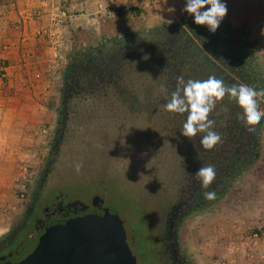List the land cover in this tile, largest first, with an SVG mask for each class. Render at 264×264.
Segmentation results:
<instances>
[{
    "label": "rangeland",
    "instance_id": "1",
    "mask_svg": "<svg viewBox=\"0 0 264 264\" xmlns=\"http://www.w3.org/2000/svg\"><path fill=\"white\" fill-rule=\"evenodd\" d=\"M102 2L93 5L90 1L66 14L58 32L53 33L58 42L45 48H51V59L57 60L48 67L49 72L48 68L43 71L50 82L45 120L37 123L34 115L29 118V112H21L19 127L0 126V134L6 131L9 137L16 130L20 139L12 145L0 142L4 163L15 168L13 173L1 169L2 177H10V181L0 193V236L28 206L58 140L36 210L50 206L57 196L82 203L98 197L111 211L110 217L121 223L135 264H170L163 251L166 214L189 196L193 155L186 149L188 138L181 135L184 121L163 107L173 92H160L162 85L166 87L160 81L165 73L150 62L149 55L132 57L119 73L120 79L95 85L91 92L85 90L67 104L69 118L63 127L61 85L66 68L79 51L99 41L159 31L169 25L185 30L187 44L196 46L201 55L216 62L228 60L230 56L218 55L216 39L226 23L231 25L226 28L228 37L220 42L229 50L251 45L250 57L264 66V0H222L227 15L214 33L197 26L182 11L184 0ZM131 4L142 10L140 16L124 15L123 9ZM170 8L174 11L169 12ZM243 24L248 30H239ZM3 108L0 103V125ZM259 137L256 157L216 200L195 211L184 208L187 214L179 224L177 239L180 254L191 264H264V122ZM78 163L82 164L79 172Z\"/></svg>",
    "mask_w": 264,
    "mask_h": 264
},
{
    "label": "flooded vegetation",
    "instance_id": "2",
    "mask_svg": "<svg viewBox=\"0 0 264 264\" xmlns=\"http://www.w3.org/2000/svg\"><path fill=\"white\" fill-rule=\"evenodd\" d=\"M225 37L226 33L223 31H221L219 37H216L217 42H219L218 55L225 47L224 43L220 42L221 40L225 41ZM210 38L211 36L207 37L206 41H210ZM215 53H212V56ZM199 54L196 46L187 44L185 30L175 25H169L159 31L150 33H127L115 36L111 40L99 41L86 49H82L75 55L74 61L69 62L61 85L64 98L62 102V126L65 127L69 118L66 106L70 101L79 98L85 90L91 92L95 85L111 84L112 81L120 79L119 73L122 71L124 64H127L132 57L140 59L149 55L150 62L157 66L161 74L165 73L169 80L173 75L181 73L185 65H189L188 71L192 74L196 72L197 75L195 76L198 80H204L211 75H215L218 79L223 80L226 86H230L229 71L222 68L223 66L217 65L216 61H213L214 59L212 60L207 56L204 57L213 64L215 62V66L210 69L201 67L195 62V58L197 59ZM215 59L219 60L217 56ZM184 74L186 73L184 72ZM190 77L189 74L186 76V78ZM261 108H264V104L261 105ZM213 113L210 115V119H214L213 117L216 115L219 117L217 109ZM222 114L224 116L220 115L219 119H214L215 123L225 124L228 120L227 117H235L231 121L236 126L237 131L235 134H237L238 139L231 138L229 141L233 143L227 149L225 148V143L228 141L227 137L225 139L221 138V142L218 143L220 147L217 150L215 148L214 155H210L208 150H204V148L201 151L194 149V152L191 153L193 159L190 165L189 196L187 199L178 202L177 205L172 206L166 214V229L163 232V251L165 253H163L167 255L170 264H191L188 259L180 254L178 247L177 229L181 220L187 214L183 211L184 208L187 211H195L216 200L229 187L233 178L256 157V149L260 140L259 133L264 119L253 126H247L238 119L239 114L235 115L231 112ZM190 144H192V140ZM247 158L248 161L246 162ZM49 165L50 162H47V167L40 173L38 188L33 193L34 195L26 209L9 231L0 236V264H18L23 261L33 252L48 227L82 219L86 216L100 217L111 213L109 209L104 207L103 201L98 197H92L90 202L82 203L78 200L64 201L61 196H57L50 206L36 210L37 198L40 196L42 183L49 175ZM207 165L215 166L216 179L208 188H205L194 174L201 166ZM220 166L226 168V170L219 168ZM228 167L230 168L228 169ZM207 191L215 192V198L205 199L204 193Z\"/></svg>",
    "mask_w": 264,
    "mask_h": 264
},
{
    "label": "crops",
    "instance_id": "3",
    "mask_svg": "<svg viewBox=\"0 0 264 264\" xmlns=\"http://www.w3.org/2000/svg\"><path fill=\"white\" fill-rule=\"evenodd\" d=\"M90 1L93 5L103 3V0H9L6 4H0V103L5 111L1 127H19L21 112H29V118L30 114L34 115L37 123L45 120L46 96L49 94L46 89H49L50 82L46 80L49 77L43 71L46 72L57 61L51 59V48H45L52 46L53 41L58 42L53 33L58 32L66 14L82 8L84 4L88 5ZM104 1L110 4L120 0ZM81 15L84 16V13ZM49 70L48 68L47 71ZM32 121L33 119L30 120ZM15 132L17 131L13 130L9 137L6 131L0 134V142L9 145L19 143V136L16 138ZM4 162L5 158L0 155V177L4 169H9L12 173L15 169ZM2 178L0 193L10 181V177Z\"/></svg>",
    "mask_w": 264,
    "mask_h": 264
},
{
    "label": "clouds",
    "instance_id": "4",
    "mask_svg": "<svg viewBox=\"0 0 264 264\" xmlns=\"http://www.w3.org/2000/svg\"><path fill=\"white\" fill-rule=\"evenodd\" d=\"M184 13L193 17L197 26H206L214 33L227 15V6L222 0H184ZM173 12L174 9H168ZM171 23V21H168ZM161 94H167L168 88L160 87ZM171 98L163 105L169 113L184 115L181 135L193 139L200 133H205L200 138V145L204 149H212L221 142V135L214 130L215 120L210 115L216 110L217 104L227 96L234 101L241 110L238 119L247 126H253L264 119V90H256L254 87L240 83L239 85L226 86L224 81L215 75L204 80H184L176 78V89L171 92ZM186 114V115H185ZM79 172L82 164L75 165ZM202 182L203 187L208 188L216 179V170L212 165L201 166L194 174ZM216 193L207 191L205 199L215 198Z\"/></svg>",
    "mask_w": 264,
    "mask_h": 264
},
{
    "label": "water",
    "instance_id": "5",
    "mask_svg": "<svg viewBox=\"0 0 264 264\" xmlns=\"http://www.w3.org/2000/svg\"><path fill=\"white\" fill-rule=\"evenodd\" d=\"M58 143L50 152V164ZM107 215L48 227L33 252L18 264H135L121 223Z\"/></svg>",
    "mask_w": 264,
    "mask_h": 264
},
{
    "label": "trees",
    "instance_id": "6",
    "mask_svg": "<svg viewBox=\"0 0 264 264\" xmlns=\"http://www.w3.org/2000/svg\"><path fill=\"white\" fill-rule=\"evenodd\" d=\"M8 2H9V0H0V4H6ZM123 10H124V12H123L124 15L129 16V17H137V16H140L142 13V10L138 7H135V6L127 7V8H124ZM246 26H247V24L241 25L239 30H242V31L248 30V27L246 28ZM227 27L230 28L231 25H228V23H226L225 27L223 28V32H225V33L227 32L226 31ZM239 35H240V37H242V34H239ZM244 35H246V34H243V36ZM227 37L228 36H226L225 39ZM251 47H252L251 45H246V44H243V46L241 44V45H239V47L232 46L231 47L232 50H231V48L229 50V48L224 47L223 51L219 52L220 53L219 56L228 55L230 57H227L228 60H226L225 58L223 60L220 59V61L218 60L219 62H216V64L225 67V69L227 71H229L230 77L228 79L231 82L230 86L239 85L240 83H244L246 85L254 87L258 91L264 90V66L255 62L253 60V58L250 57ZM244 52H245V54H244ZM204 56L205 55H201V53H200L199 56L197 57V59L195 58V62L198 65H200L201 67H206V69H210L211 67L215 66L214 65L215 62H214V64L211 63V61L207 60ZM207 61H209V62H207ZM188 67H189V65L188 66L185 65V68L182 69L181 73H179V74L177 73V74L173 75L170 80L168 77L164 78L163 75L160 74L161 75L160 81H162L163 84L166 85L168 90L174 91L176 89V78L177 77H183L185 81H187L189 79L197 80V78L192 73H190L188 71ZM184 72L186 74H184ZM188 74L191 75L190 78H186V76ZM220 77H222V75H220ZM216 109H217V112L219 114V117L217 115L215 117H213L215 120H216V118L219 119L220 115H223L222 113L231 112L232 114L234 113L235 115H237V114H239V110H240L238 108V106L235 104V102L230 100L227 96L224 98L223 101L218 102ZM231 109H233V110H231ZM177 116H178V120L184 121L183 120L184 115L177 114ZM175 117H176V114H175ZM234 118L235 117H227V119H228L227 123L221 124V125L215 123V126H214V130L222 136L221 138L225 139V137H227L228 141L225 143V146H226L225 148H227V149H229L230 148L229 145H232V143H233V142L231 143L229 141L231 138L238 139L237 134H235V132L237 131L236 126H234L232 124V121H231ZM238 131H239V129H238ZM204 134L205 133H200V134H198L197 138L191 139L192 144H190L191 140L188 139L189 144H188V147L186 148L189 151L188 153H193L194 149L199 150V151H201L203 149V147L200 145L199 141H200V138ZM233 146H234V144H233ZM219 147H220V145L218 144L217 147L214 146L212 149H204V150H208L210 155H214L215 153L213 151L215 150V148L217 150ZM257 150H258V145H257V149H256V154H257ZM247 161H248V158L246 159V162ZM248 165L249 164H247L246 167ZM219 168L226 170V168L221 167V166ZM229 168L230 167H228V169Z\"/></svg>",
    "mask_w": 264,
    "mask_h": 264
}]
</instances>
